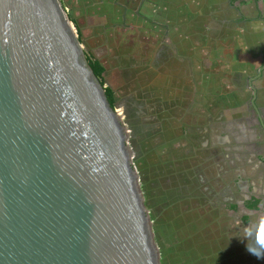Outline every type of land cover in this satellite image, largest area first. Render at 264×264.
Wrapping results in <instances>:
<instances>
[{
    "label": "water",
    "instance_id": "obj_1",
    "mask_svg": "<svg viewBox=\"0 0 264 264\" xmlns=\"http://www.w3.org/2000/svg\"><path fill=\"white\" fill-rule=\"evenodd\" d=\"M128 141L62 1L0 0V264H161Z\"/></svg>",
    "mask_w": 264,
    "mask_h": 264
},
{
    "label": "rangeland",
    "instance_id": "obj_2",
    "mask_svg": "<svg viewBox=\"0 0 264 264\" xmlns=\"http://www.w3.org/2000/svg\"><path fill=\"white\" fill-rule=\"evenodd\" d=\"M61 1L84 53L105 69L104 84L117 96L114 108L128 132L137 171L146 164H169L175 174L183 159L189 165L216 162L209 141L220 118L245 114L243 106L231 107L251 96L247 83L262 67V53L248 39L264 34V0L258 12L245 5L249 17L260 13L263 20L243 22L241 30L219 23L241 19L224 0ZM252 85L264 106V71ZM212 187L216 190V182ZM257 222L262 223L258 216ZM153 229L159 249L172 240L168 228L153 223Z\"/></svg>",
    "mask_w": 264,
    "mask_h": 264
},
{
    "label": "flooded vegetation",
    "instance_id": "obj_3",
    "mask_svg": "<svg viewBox=\"0 0 264 264\" xmlns=\"http://www.w3.org/2000/svg\"><path fill=\"white\" fill-rule=\"evenodd\" d=\"M229 3L230 0H225V4ZM250 4L258 12L259 2L257 7L253 2ZM231 8L244 22L253 19L245 13V5L235 3ZM258 15L260 13L256 17ZM223 22L220 21L222 25L232 24L230 21ZM261 68L260 74L257 71L247 83L251 96L242 105L236 106V109L243 106L245 114L229 120L220 118L216 135L209 141V145L216 150V162L209 166L189 165L185 160L183 164L186 168L179 174L186 185L185 190H195L197 197H202L204 209L217 215L214 221H218V226L226 225L231 230L225 236L235 256L226 264H264V257L250 251L252 248L264 249V106L258 103L259 89L252 85L262 78L264 56ZM174 177L175 174L169 175L168 185ZM215 182L216 190L212 187ZM253 200H257L256 207L248 208ZM257 216L262 220L261 224L257 222Z\"/></svg>",
    "mask_w": 264,
    "mask_h": 264
},
{
    "label": "trees",
    "instance_id": "obj_4",
    "mask_svg": "<svg viewBox=\"0 0 264 264\" xmlns=\"http://www.w3.org/2000/svg\"><path fill=\"white\" fill-rule=\"evenodd\" d=\"M260 1L230 0V3L226 5L227 9L235 3L243 6L253 2L256 6ZM262 20L261 16L258 15V17L248 22L252 24ZM243 22V19H240L236 24H230L229 27L235 26L236 29L241 30L243 27L239 24ZM222 26L223 28L228 27L225 24ZM248 41L252 45H257L262 53L264 34H255ZM80 42L82 43V41ZM85 56L94 75L104 87L110 105L114 108L117 96L111 88L105 87L103 78L105 69L103 65L91 54H85ZM227 56L233 57L230 53ZM222 97L225 101L228 98L232 101V98L227 95H222ZM232 106L231 108H234L238 104L235 103ZM142 145L141 147L145 149L146 145ZM183 161L184 159L177 164L176 178L174 177L173 181L170 180L169 185L167 184L171 172L169 164L157 168L151 167L149 164L139 167L141 189L154 226H163L171 232L173 231L172 240L169 241L168 239L164 245L160 246L161 264H226L235 256V251L229 247V239L225 236L231 230L228 228L220 232L218 221H214L217 215L204 209L202 197H199V195L197 197L195 190H185L186 185L179 178V174L186 168ZM158 169L160 171H157ZM171 175H173V172ZM256 204L257 200H253L247 207L254 209Z\"/></svg>",
    "mask_w": 264,
    "mask_h": 264
},
{
    "label": "clouds",
    "instance_id": "obj_5",
    "mask_svg": "<svg viewBox=\"0 0 264 264\" xmlns=\"http://www.w3.org/2000/svg\"><path fill=\"white\" fill-rule=\"evenodd\" d=\"M250 251H252L253 254L257 255L258 257H264V249L252 248Z\"/></svg>",
    "mask_w": 264,
    "mask_h": 264
}]
</instances>
